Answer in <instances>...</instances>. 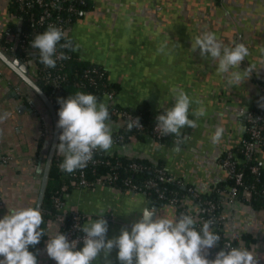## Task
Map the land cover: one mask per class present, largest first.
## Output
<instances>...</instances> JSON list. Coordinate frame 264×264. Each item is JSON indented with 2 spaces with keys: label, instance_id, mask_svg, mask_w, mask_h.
Wrapping results in <instances>:
<instances>
[{
  "label": "crops",
  "instance_id": "obj_1",
  "mask_svg": "<svg viewBox=\"0 0 264 264\" xmlns=\"http://www.w3.org/2000/svg\"><path fill=\"white\" fill-rule=\"evenodd\" d=\"M91 1L93 7L75 20L69 36L82 60L103 66L109 79L118 84L116 103L135 108L146 102L156 114L173 106L170 89L179 87L192 101L189 118L195 119L197 125L181 129L179 152L173 150L174 139L159 140L146 134L143 138L131 137L122 144L113 141L112 148L105 153L158 162L171 177L181 181L184 188L192 187L207 196L217 186L226 185L229 175L222 159L240 144L245 134L241 110L252 107L264 94V0ZM0 7L1 28L10 15L4 6ZM205 32L214 33L224 46L243 43L249 49V55L236 69L241 76L239 83L230 84L225 75L218 72V65L210 55L202 57L199 50L193 51L194 38ZM12 74L13 77L0 80V116L6 117L0 120V149L14 156L9 164L0 165V218L9 208L30 206L39 193L43 143L38 150V141L40 137L43 142L50 138L53 130L49 110H37L28 98L31 88L17 74ZM24 84L26 91L22 89ZM18 89L22 94L16 92ZM98 103L108 106L109 99L104 96ZM22 105L27 108L20 112ZM201 106L205 115L197 119L192 112ZM108 123L112 134L123 125L118 118L109 119ZM217 126L223 127L224 133L221 140L214 143L212 135ZM257 160L264 172V148H258ZM220 189L224 216L219 224L222 234L236 238L239 248L252 251L259 264H264V208H256L245 200L229 203L225 190ZM129 191L105 185L74 187L64 195L65 208L87 216L84 225L98 219L103 210L110 239L118 236L122 227L131 230L132 224L115 219L128 200H131V215L157 206L156 214L162 216V202H154L143 192L141 198L130 199ZM174 207L177 217L172 208L163 215L178 218L184 207L186 214L195 218L201 205L186 195ZM117 251L114 249L111 253L112 264H120L116 259ZM41 256L49 258L46 250L39 252V259ZM214 258L212 248L209 259ZM94 264H103V254Z\"/></svg>",
  "mask_w": 264,
  "mask_h": 264
},
{
  "label": "clouds",
  "instance_id": "obj_2",
  "mask_svg": "<svg viewBox=\"0 0 264 264\" xmlns=\"http://www.w3.org/2000/svg\"><path fill=\"white\" fill-rule=\"evenodd\" d=\"M62 39L67 43L61 47H72L63 30L49 25L30 42L45 67L55 68L58 59L68 58L63 53L56 55L57 44ZM192 49L199 50L202 57L210 55L218 65V72L224 74L230 84L240 82L241 76L236 69L249 55V49L243 43L224 46L214 33L205 32L194 38ZM170 91L174 104L156 117V130L162 135H174L173 150L179 152L181 129L197 125L195 119L189 118L192 103L189 95L179 87ZM58 103L57 128L62 131L56 147L57 154L64 156L59 167L71 174L85 168L93 159L94 151L107 152L112 148L110 114L108 107L98 103L97 97L91 93L76 92L66 99L58 98ZM260 106L264 107V104ZM192 115L198 119L205 115V109L202 106L194 109ZM4 118L0 116V120ZM127 127L131 131L143 125L136 117L130 119ZM223 133V127L217 126L212 135L213 142L218 143ZM141 213L130 231L122 227L118 236L109 239L108 221L101 210L98 219L78 226L85 233L82 247H78V240L70 242L60 232L48 238L47 255L56 264H92L103 254V264H112L111 253L117 249L116 259L120 264H259L252 251L239 247L222 248L214 259H209V250L220 241V236L211 231L210 221H205L197 230V221L191 214L170 218L158 216L155 210L147 208ZM42 224L43 215L38 207L9 208L8 213L0 218V264H39L29 246H36L45 236Z\"/></svg>",
  "mask_w": 264,
  "mask_h": 264
},
{
  "label": "trees",
  "instance_id": "obj_3",
  "mask_svg": "<svg viewBox=\"0 0 264 264\" xmlns=\"http://www.w3.org/2000/svg\"><path fill=\"white\" fill-rule=\"evenodd\" d=\"M69 4H73L78 9L77 14L73 15L74 20L79 18L85 11L93 7V3L91 0H84L83 3L80 2L79 0H68L66 2H63L62 9L59 10L61 11L63 16H68V15L72 16V14L67 13L65 11L66 7ZM12 9H15V7H11V11ZM15 11L17 13H21L20 10L15 9ZM26 18L27 15L25 16V19ZM45 27L46 25H43L41 31L36 30L35 32H33V39L35 38L36 34L46 31ZM29 29H32L31 25ZM67 38L68 40L71 41L72 44V47L63 48L64 55L67 56L68 58L63 59L64 61L62 64H60L57 61L56 67L52 68L55 72L60 71L64 73V75H66V78L63 81H61L60 87L55 88L53 85L46 83L40 77L35 78L36 82L42 87V89L52 100L57 113H58V109L60 108V104L58 103V98L60 97L66 99L70 94L74 95L76 92H84V93L94 94L98 100H101L106 95L107 92L114 91L117 94L119 90L118 84L112 82L109 79L108 71L103 66L92 64L82 60L75 49L73 39L69 35H67ZM65 43H67V40L62 39L57 45L61 47V45ZM59 66H61V69H59L60 68ZM93 68H98V70L102 71L104 74L102 76H99L98 74L92 72L91 75H87L86 70ZM91 77H95V81H92ZM261 96L264 99V94ZM107 107L109 110L110 119H117L119 113L126 110L129 113L135 115L136 117H139L140 122L143 124V128L134 127L131 131H129L127 127L129 120H127L126 125L121 127V129L118 132L112 134L113 140H117L121 144L128 142L131 139V137L136 136L137 138H143L146 134L153 135L154 134L153 130L157 123L156 117L162 114L166 110V109H162L156 114L152 113L148 103L146 102L137 105V107L135 108L120 106L118 103L114 105L109 104ZM114 107L117 108L118 110L117 113L112 112V108ZM249 112H251L254 115H256L259 112L264 113V107H261L259 104V97L256 99L252 107L249 108ZM243 120L246 126V131L242 139L249 140L251 138V134L249 133L247 128L251 126V122L248 121V118L246 116H243ZM261 123L264 124V119L261 120ZM60 130L62 131V129ZM154 137L159 140L176 139V137L172 134L154 136ZM42 143H43V138L40 137L38 141V150L41 148ZM244 146H245L244 143L241 141L237 147L232 149L237 153V157H239V159L241 160V162L238 163L237 165V170L243 172L242 182L240 184H237L238 191L236 198L238 200L248 201L256 208H264V193H263L264 172L257 160L258 149L255 150L250 155V157H248L245 154ZM259 148H264V129L262 131V138L259 142ZM36 157L37 158L39 157V152H37ZM63 159H64L63 154H57L56 152L49 173L47 189L41 208V212L43 215V224L41 225V227L45 231V236L41 238L40 243L37 244L36 246L34 247L29 246V250L32 251L34 254H36L38 262H39V252L48 239V233H47L48 221L50 219L56 218L58 215L61 214L60 208H58V206L56 205L55 198L57 196L63 197L66 192L73 189L75 187L73 183L78 179V177L69 176V173L60 170L59 165L63 162ZM134 162L139 163L140 166L138 168L133 167L132 164ZM44 163H45V159L43 158L41 161L42 168L44 166ZM255 166L257 167L256 171L253 170ZM160 168H164V166L158 162H151L147 159L132 158L123 155H108L103 151L97 150L94 155V161L89 162L87 166L84 168V170L86 172L87 179H89L90 181H95L97 177L106 174L108 172H112V173L115 172L119 175L117 182L120 185L124 182V180L129 179L133 183L144 186V182L148 179L151 178L159 179L158 169ZM80 170L81 169H78L74 172H79ZM39 174H40V182H41L42 172H40ZM233 183H234L233 178L229 176L228 181L226 182V185H228V187L225 189L224 187L226 185H223V187L217 186L213 191V193L209 196L196 192L192 187L184 188L182 186L181 181L179 182L176 180L167 181L164 184L165 186H167L169 191L174 190L177 193V196H179L180 198H184L186 195L192 196V198H194V200L198 202L201 205V207H207L209 205V202L214 203V208L212 209V211L206 212L204 214L207 218H210L211 216H219L222 213L223 198H221L222 196L220 195L221 194L220 188L227 191L228 188ZM124 187L125 186L123 185L122 186V188L124 189L123 191H126L125 190L126 188ZM247 189H250L252 191V196L250 199H247L245 195ZM192 190L197 194H195ZM37 196L38 193L35 194L34 199L30 204L31 207H35ZM148 196L151 200H153L156 203H161V202L163 203V200L158 199L153 191H149ZM63 198L65 199V197ZM81 215L83 216L81 220L82 222H84L86 220V216L83 214ZM72 216H73V212L69 211L66 213V222L61 227L59 233L62 232L66 235L69 229L72 228V223H73ZM219 224H215L211 231H213L214 233L220 236V241H219L220 246L223 247L226 237L222 234ZM234 243L236 244L237 247H239V243L237 242V240H235ZM82 246H83V242H80L78 244V247H82ZM54 264H56V262Z\"/></svg>",
  "mask_w": 264,
  "mask_h": 264
},
{
  "label": "built area",
  "instance_id": "obj_4",
  "mask_svg": "<svg viewBox=\"0 0 264 264\" xmlns=\"http://www.w3.org/2000/svg\"><path fill=\"white\" fill-rule=\"evenodd\" d=\"M68 0H0V6H4L5 10L9 12L10 17L8 18L4 27L0 28V50H2L5 54H7L11 58H19L22 60L27 66L29 70V74L34 78L40 77L46 83L53 85L55 88L60 87L61 81L66 78V75L60 71H54L52 68L45 67L39 59L37 50L31 47L30 42L33 40V32L36 30L41 31L43 25H46L45 29L47 30L49 25L56 26L63 30L67 35H69V31L71 30L75 20L73 19V15L77 14L78 9L73 4H69L66 7V12L72 14L68 16H63L60 9H62L63 2ZM80 2H84V0H79ZM11 7H15V9L20 10L21 13H17L15 9ZM1 8V7H0ZM3 8V7H2ZM36 9V10H34ZM14 10V11H13ZM27 18L25 19V16ZM32 26V29L30 28ZM39 27V28H38ZM63 48L57 45V53L56 55L64 54ZM36 56H33V54ZM69 56V55H68ZM60 64L63 63V59L57 60ZM61 69V66H59ZM94 72L99 76H102L104 73L98 68L87 69L86 74L91 75ZM92 81H95V77H91ZM18 94H22L20 89L16 91ZM109 99V104H116V93L114 91L107 92L105 95ZM50 98V97H49ZM259 104H264V99L262 96H259ZM113 113H117L118 110L116 107L112 108ZM241 115L246 116L248 121L251 122V126L247 128L249 133L251 134V138L249 140L242 139L244 143V151L246 156L250 157V155L259 148V142L262 138V131L264 129V124L261 123V120L264 119V113L259 112L256 115L249 112V109H242ZM136 118L135 115L129 113L128 111H122L119 113L118 119H120L123 123L122 127L126 125L127 120ZM41 120L45 121V117L41 116ZM141 123V122H140ZM141 125H143L141 123ZM143 128V127H141ZM153 136H162L156 130V126L153 130ZM115 143H119L117 140H113ZM97 151V150H96ZM91 161H94V155ZM14 159V156L10 153L3 152L0 149V165H7ZM90 161V162H91ZM241 160L237 157V153L233 150H229L225 157L222 160L223 166L227 169L228 175L233 178L234 183L225 191L227 202L232 203L237 200V184L242 182L243 172L237 170V165ZM133 167L138 168L140 166L139 163L134 162L132 164ZM254 171L257 170L255 166L253 168ZM69 176L78 177L76 181H74L75 187L80 188H93L97 185H105L109 186L113 189H117L123 191L122 186L124 185L125 190L130 191H140L148 195L149 191H153L157 198L163 200V203H167L170 205H179L183 198L177 196V193L174 190H168L167 186H165V182L167 181H175L176 179L171 177L165 170V168L158 169V177L159 179H148L144 182V186L131 182L129 179L124 180V182L120 185L117 180L119 175L117 173L108 172L106 174L100 175L97 177L95 181H90L86 177V172L81 169L79 172H73L69 174ZM179 182V180H176ZM66 188V187H64ZM193 191V190H192ZM194 192V191H193ZM195 193V192H194ZM246 198L250 199L252 196V191L247 189ZM264 193V188H263ZM197 194V193H195ZM64 197V196H63ZM62 196H57L55 198L56 205L61 210V214L56 218L50 219L48 221V238L59 233L61 227L66 222V213L69 212L65 208V199ZM0 205H2V193H1V178H0ZM214 208V203L209 202L207 207H201L199 214L195 217L197 223L195 225L197 230L202 228V225L205 221L211 222V230L215 224H219L221 220L224 218L223 214L219 216H211L207 218L204 214L206 212H211ZM73 212L72 216V228L66 233L68 240L74 241L78 240L79 243L83 242V237L85 233L80 231L78 226H83L84 222H82V215L77 211ZM186 214V209L184 207L180 210V215ZM85 217V216H84ZM87 219V216H86ZM236 238L226 237L224 241V246H220V242L213 248V254L220 251L222 248L229 249L231 247H237L234 243ZM48 240V239H47ZM47 243V241H46ZM46 243L40 250V254L42 251L46 250ZM78 243V244H79ZM43 258V259H41ZM40 264H54L55 261L48 258V260L44 257H40ZM94 264V261L92 262Z\"/></svg>",
  "mask_w": 264,
  "mask_h": 264
},
{
  "label": "water",
  "instance_id": "obj_5",
  "mask_svg": "<svg viewBox=\"0 0 264 264\" xmlns=\"http://www.w3.org/2000/svg\"><path fill=\"white\" fill-rule=\"evenodd\" d=\"M33 56H36L34 53ZM0 60L7 66L9 69L17 74L25 83L28 84V86L31 88L30 92L28 93V98L31 99L33 104L36 106L37 110H49L52 121H53V130H52V135L50 138H47L43 142L42 149L40 150V158L45 159V163L43 168H40L42 172V177H41V183H40V188H39V193L38 197L36 200L35 207H38L40 210L42 208L43 200L45 197L46 189H47V184H48V179H49V173L51 169V165L54 159V156L57 152V145L59 144V134L61 130L57 128V122H58V113L56 111V108L52 102V100L49 98V96L46 94V92L42 89V87L33 80V78L29 75V70L28 66L19 58H11L7 54H5L2 50H0ZM14 92H12L11 95H13ZM16 95V94H15ZM26 105H22L19 107V111L23 112L24 109H26ZM141 193L140 191H129L128 192V197L131 199L133 197L135 198H141ZM170 208L173 209L175 217H177V214L175 212V207L174 205L170 206V204H162L161 210H160V215L164 216L170 210ZM142 210V209H141ZM140 210V211H141ZM144 210V209H143ZM142 210V211H143ZM153 210H157V206L153 207ZM122 213L116 214L115 219L124 221L129 224H133L136 220L140 218L139 213L140 211L136 213H132L131 215V200H128V203L126 206H124ZM141 211V212H142ZM164 214V215H163ZM142 215V214H141ZM157 215V214H156Z\"/></svg>",
  "mask_w": 264,
  "mask_h": 264
},
{
  "label": "rangeland",
  "instance_id": "obj_6",
  "mask_svg": "<svg viewBox=\"0 0 264 264\" xmlns=\"http://www.w3.org/2000/svg\"><path fill=\"white\" fill-rule=\"evenodd\" d=\"M9 76V77H8ZM4 77L6 78H10L13 77L12 72H9V70L7 71L3 65V63L0 61V80H2ZM24 87H22V89L24 91L27 90V88L25 87V84L23 85Z\"/></svg>",
  "mask_w": 264,
  "mask_h": 264
}]
</instances>
